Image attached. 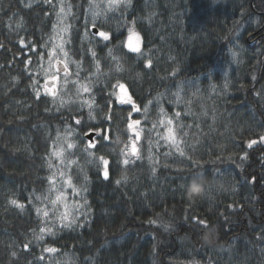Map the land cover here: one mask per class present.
Instances as JSON below:
<instances>
[{"label": "trees", "instance_id": "obj_1", "mask_svg": "<svg viewBox=\"0 0 264 264\" xmlns=\"http://www.w3.org/2000/svg\"><path fill=\"white\" fill-rule=\"evenodd\" d=\"M89 5L0 0V264H264V0H128L94 22L107 40ZM62 8L68 103L44 86ZM67 142L83 198L58 224L44 197Z\"/></svg>", "mask_w": 264, "mask_h": 264}, {"label": "rangeland", "instance_id": "obj_2", "mask_svg": "<svg viewBox=\"0 0 264 264\" xmlns=\"http://www.w3.org/2000/svg\"><path fill=\"white\" fill-rule=\"evenodd\" d=\"M127 3H128V0H122L120 5H124V4L126 5ZM96 5H99V7H96ZM106 5H107V0H90V5L88 7V21L91 24L89 26L90 29L95 28V26L93 25L94 22L98 18L103 17L107 13V11L104 10L106 8ZM117 8L118 7H116L113 10H116ZM66 19H67V10L65 8H63V11H61V9H60L55 27L53 28V31H52V33H53L52 36L55 40V44H56L58 52H57V55L54 56V58L52 59V61L50 62L49 66L46 70L47 76L45 77V80H47V81H50L51 76L53 74H56V65L59 64V63H57V61H61V63H63V64H67V62L69 61V57L67 55V50L65 47L66 40H67L66 35L68 34V25H67ZM99 33H101V32H98L96 35H98L100 38H103L99 35ZM130 36H131V40H129ZM130 44L133 48H138L139 51H132L131 48L129 47ZM124 45H125L126 50L129 52L139 53L141 51V46H142L141 36L134 29V27L132 25L127 29V35L125 37ZM61 48H62V50H61ZM53 65H54V68H53ZM67 84H68V81L65 80L64 75L58 76V78L56 80V87L55 88L58 89L61 100L64 99V101L66 103H68V100L66 99V95H67L66 89L68 86ZM118 91L119 92L116 94V99L122 104L129 103L128 95H127L124 87L119 88ZM47 92H50V90L47 89ZM64 93H65V95H64ZM80 93L84 94L85 92H83V90L81 89ZM86 105L89 108L91 103L87 102ZM136 127H137V125L134 126L133 129H130V132L133 136V139L131 141L130 148H129L130 151H132L131 150L132 145H133V143H135V140H136V133L138 132L137 131L138 128H136ZM68 144H69V142H67L65 144H57L51 152L52 157L56 159L57 165L59 166L57 169V172H56V177L53 178L56 182L55 187L65 194V198L61 202L60 205L56 206L55 209L52 207L49 200H47V199L44 200L45 204L47 205V208L44 209V211L48 210L49 214L52 215V220H56V222L58 224H67L68 221L72 219L73 215L76 213L78 208L81 206V203H80L81 199L80 198H83L82 190L80 188L73 185L72 182H71V186H68L67 184L64 183L66 180H71V177L69 176V171H70V168L72 167L73 163L76 162V159L71 157V152L73 150V147L71 149H68L67 148ZM60 149L64 150L63 154L61 156L54 155V153L59 151ZM69 161H71V163H69ZM60 173H63V176H61ZM104 174H105V172H104ZM52 188H53V184L51 185V187L48 191L49 193H47V195L45 197L51 195L52 198H55V193H52V191H51ZM65 205L67 206V210L69 212V218H68V220L61 221L60 215H61V213H63L65 211Z\"/></svg>", "mask_w": 264, "mask_h": 264}, {"label": "snow or ice", "instance_id": "obj_3", "mask_svg": "<svg viewBox=\"0 0 264 264\" xmlns=\"http://www.w3.org/2000/svg\"><path fill=\"white\" fill-rule=\"evenodd\" d=\"M121 2H122V0H107V5H106V8L104 10L105 11L113 10L116 7H118L121 4ZM96 7H99V5H96ZM61 11H63V8L61 9ZM99 35L101 37H103L105 40L109 39L108 35L104 32L99 33ZM129 40H131V36L129 37ZM129 47L131 48L132 51H139L138 48H133L131 46V44L129 45ZM61 50H62V48H61ZM49 56L53 57V53H49ZM57 63H61V61H57ZM60 71H63L65 74H67V72H68L67 64H64L62 69H57V73L53 74L51 76V80L53 81L52 88L56 87L55 81L57 80L58 73ZM46 83H47V81H46ZM120 87L123 88V85H120ZM81 88H82L83 92H88L90 90L87 85H81ZM133 110L138 111V109H135V108ZM177 115H179V113H177ZM172 123L173 122L171 119L167 120L166 123L163 119L160 121V126L164 127V129H165V132L161 136V138L164 139L165 141H171L173 144H176L177 143L176 136H175V133L171 127ZM139 124H140V121L133 120L131 123L128 124V128L133 129L134 126L139 125ZM155 127H156V125H154V128ZM139 138H140L139 133L137 132L136 133V140H139ZM261 139L264 140V137H261ZM252 143H255V141H253ZM249 146H251V144ZM72 147H73V145L71 143H69L67 145L68 149H71ZM131 150H132L133 154L136 153L137 149H136L135 143H133ZM63 151H64L63 149H60L59 151L55 152L54 155L61 156L63 154ZM69 163H71V161H69ZM104 163L107 164V161H104ZM60 175L63 176V173H60ZM105 175H107V173H105ZM196 179L197 178L194 176L193 177V186H192L193 191H199L200 190L199 185L196 183ZM50 183L53 184V188L51 191H52V193H55V198H52V196L49 195L47 197H44V199L49 200L50 204L55 209L56 206L60 205L61 202L64 200L65 194L55 187L56 182L54 179L50 180ZM64 183L67 184L68 186H71V180H66ZM12 203H16V202L12 201ZM39 211L40 210L38 209V212ZM43 215L45 217H48L49 211L48 210L43 211ZM68 218H69V212L67 210V206L65 205V211L63 213H61L60 219H61V221H64V220H68ZM40 231H41V233H43L45 231L51 232L52 229L51 228H48V229L41 228ZM47 251H55V249H47Z\"/></svg>", "mask_w": 264, "mask_h": 264}, {"label": "water", "instance_id": "obj_4", "mask_svg": "<svg viewBox=\"0 0 264 264\" xmlns=\"http://www.w3.org/2000/svg\"><path fill=\"white\" fill-rule=\"evenodd\" d=\"M92 33L93 35H96L98 33V30L96 28H92ZM58 67H56L57 69H59L60 66H62V64H59L57 65ZM52 84H53V81H47V83L45 82V86L47 88H51L52 87ZM95 133L94 132H89L87 134L84 135L85 139L89 140L91 143H92V138L94 137ZM247 144V143H246Z\"/></svg>", "mask_w": 264, "mask_h": 264}, {"label": "flooded vegetation", "instance_id": "obj_5", "mask_svg": "<svg viewBox=\"0 0 264 264\" xmlns=\"http://www.w3.org/2000/svg\"><path fill=\"white\" fill-rule=\"evenodd\" d=\"M60 64H62V63H59V66H60ZM63 65L64 64H62V66H60L59 67V69H62L63 68ZM56 67H58L57 65H56ZM56 73H57V68H56ZM65 73L63 72V71H60L59 73H58V76H61V75H64ZM55 84H56V81H55ZM49 90H52L53 88L51 87V88H48ZM124 107H126V104L124 105ZM91 132V131H90ZM93 132V131H92ZM95 133V135H94V137L92 138V143L89 141V140H87L88 141V143L92 146L93 144H95V142H96V132H94Z\"/></svg>", "mask_w": 264, "mask_h": 264}]
</instances>
